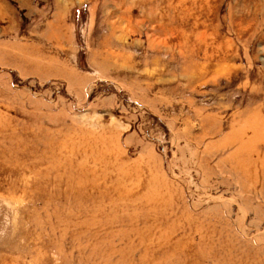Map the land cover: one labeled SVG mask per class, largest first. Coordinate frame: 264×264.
<instances>
[{
    "label": "rangeland",
    "instance_id": "obj_1",
    "mask_svg": "<svg viewBox=\"0 0 264 264\" xmlns=\"http://www.w3.org/2000/svg\"><path fill=\"white\" fill-rule=\"evenodd\" d=\"M0 264H264V0H0Z\"/></svg>",
    "mask_w": 264,
    "mask_h": 264
}]
</instances>
